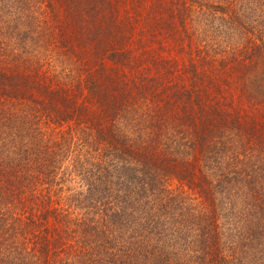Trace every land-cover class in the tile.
Instances as JSON below:
<instances>
[{"label": "trees", "instance_id": "trees-1", "mask_svg": "<svg viewBox=\"0 0 264 264\" xmlns=\"http://www.w3.org/2000/svg\"><path fill=\"white\" fill-rule=\"evenodd\" d=\"M0 264H264V0H0Z\"/></svg>", "mask_w": 264, "mask_h": 264}, {"label": "rangeland", "instance_id": "rangeland-1", "mask_svg": "<svg viewBox=\"0 0 264 264\" xmlns=\"http://www.w3.org/2000/svg\"><path fill=\"white\" fill-rule=\"evenodd\" d=\"M138 29H139V30H143V31H141L142 34H144V33L146 32V26H144V25H140V26L138 27ZM147 45L150 46V43L147 44ZM133 46H135V45H133ZM106 65H107V66H110V65H111V62H110V61H106Z\"/></svg>", "mask_w": 264, "mask_h": 264}]
</instances>
